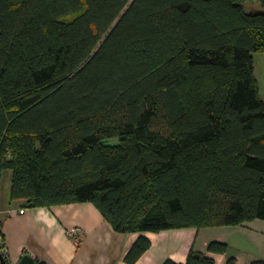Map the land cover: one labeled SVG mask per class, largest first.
I'll list each match as a JSON object with an SVG mask.
<instances>
[{
    "label": "trees",
    "instance_id": "obj_1",
    "mask_svg": "<svg viewBox=\"0 0 264 264\" xmlns=\"http://www.w3.org/2000/svg\"><path fill=\"white\" fill-rule=\"evenodd\" d=\"M258 53L264 0H0V190L122 234L264 220Z\"/></svg>",
    "mask_w": 264,
    "mask_h": 264
},
{
    "label": "crops",
    "instance_id": "obj_2",
    "mask_svg": "<svg viewBox=\"0 0 264 264\" xmlns=\"http://www.w3.org/2000/svg\"><path fill=\"white\" fill-rule=\"evenodd\" d=\"M9 193H3L2 182L0 224L11 259L16 262L29 254L42 264H129L125 258L140 237L147 238L151 247L136 264H164L168 260L186 264L192 250L206 253L215 264H228L231 257L236 258V264L261 261L255 251L259 233L264 234L261 220L241 226L122 234L91 203L27 209L24 201H11ZM75 228L81 229L79 240L68 234ZM213 241L227 243L229 253H207Z\"/></svg>",
    "mask_w": 264,
    "mask_h": 264
},
{
    "label": "rangeland",
    "instance_id": "obj_3",
    "mask_svg": "<svg viewBox=\"0 0 264 264\" xmlns=\"http://www.w3.org/2000/svg\"><path fill=\"white\" fill-rule=\"evenodd\" d=\"M251 7L253 6H250V8ZM255 75L258 81V85H259L260 98L262 101H264V53H258L255 55ZM11 176H12L11 171L6 172L4 176L3 193H5L6 195H8V193L10 192ZM261 221H263L264 223V220H261ZM261 232H264V231H261ZM258 238L259 239L255 245L256 246L255 251L259 254L258 256H261L260 257L261 261H264V234L259 233Z\"/></svg>",
    "mask_w": 264,
    "mask_h": 264
},
{
    "label": "built area",
    "instance_id": "obj_4",
    "mask_svg": "<svg viewBox=\"0 0 264 264\" xmlns=\"http://www.w3.org/2000/svg\"><path fill=\"white\" fill-rule=\"evenodd\" d=\"M21 213L24 214L25 210H21ZM81 232V229L75 228L68 232L69 236L75 240H79V233ZM0 252L6 261L7 264H20V262L13 261L11 259L9 250L7 248L6 242H5V235H4V229L2 225L0 224Z\"/></svg>",
    "mask_w": 264,
    "mask_h": 264
},
{
    "label": "water",
    "instance_id": "obj_5",
    "mask_svg": "<svg viewBox=\"0 0 264 264\" xmlns=\"http://www.w3.org/2000/svg\"><path fill=\"white\" fill-rule=\"evenodd\" d=\"M0 264H7L6 261L4 260L1 252H0ZM20 264H37L36 259L32 255H25L21 261Z\"/></svg>",
    "mask_w": 264,
    "mask_h": 264
}]
</instances>
